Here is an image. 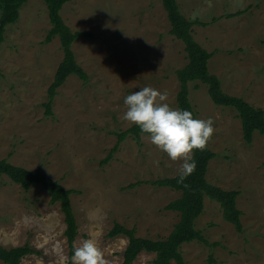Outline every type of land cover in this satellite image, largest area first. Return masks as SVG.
I'll return each instance as SVG.
<instances>
[{"label":"rangeland","instance_id":"1","mask_svg":"<svg viewBox=\"0 0 264 264\" xmlns=\"http://www.w3.org/2000/svg\"><path fill=\"white\" fill-rule=\"evenodd\" d=\"M178 3L187 18L208 22L194 25L193 34L213 53L209 68L223 89L264 108V0ZM61 16L73 31L94 33L72 45L88 80L70 75L47 114L64 50L59 36L46 40L53 26L46 2L28 0L0 45V160L40 168L77 190L71 195L78 224L74 245L91 238L107 264H122L129 238L108 236L116 223L135 228L138 236L164 239L180 220V213L166 206L181 192L152 182L178 175L182 161L169 159L146 135L140 141L129 135L103 161L118 141L116 133L133 125L123 118L125 96L152 87L167 91L168 102L178 108L176 72L188 63L187 52L171 33L163 0H71ZM190 98L200 119L214 120L208 145L216 156L207 179L240 191L244 231L226 221L220 203L206 196L196 227L219 245L186 242L185 262L210 264L213 256V264H264V136L257 131L246 143L237 111L215 104L206 84L190 83ZM66 229L60 203H52L43 186L25 189L0 176V245L29 244L38 251L24 256L23 264H71ZM155 258L142 251L134 264H154ZM0 264L6 263L0 259Z\"/></svg>","mask_w":264,"mask_h":264},{"label":"trees","instance_id":"2","mask_svg":"<svg viewBox=\"0 0 264 264\" xmlns=\"http://www.w3.org/2000/svg\"><path fill=\"white\" fill-rule=\"evenodd\" d=\"M28 0H0V45L5 40V32L8 25L16 23L20 16V9ZM49 10L52 28L47 35V42L54 36H59L64 50V58L60 63L55 79L49 88V100L45 103L46 112L52 115L54 98L67 78L76 74L87 81L88 74L77 62L72 45L79 38L94 37L91 31H73L63 20L61 10L63 5L71 0H44ZM164 7L168 13L171 23V33L185 44L188 63L177 70V77L180 81V89L177 95L179 109H186L198 117V113L190 98V83L200 81L208 86V92L213 102L220 106L231 107L237 111L241 119L243 135L246 143L251 144L255 132L264 136V108L255 107L245 98L229 94L222 87L220 78L211 73L209 60L213 53L203 47L194 37L193 26H207L208 22L199 19L191 20L181 11L178 0H163ZM237 13L230 14L236 15ZM229 16V15H228ZM264 42V41H263ZM1 73V70H0ZM198 87V84H196ZM118 141L109 155L103 162L109 161L115 152L119 150L120 143L129 135L134 136L138 141L143 135L140 129L132 125L130 128L118 131ZM216 153L209 147L208 143L204 150H194V158L197 168L187 179V187L179 184L178 175L165 177L153 181L154 185L166 186L181 192V196L172 200L166 208L180 213V220L167 238L153 239L141 237L136 234L135 228L116 223L109 231L108 236L115 237L124 234L129 238V243L124 251L122 264H134L142 251L154 252L156 258L154 264H187L181 252V246L186 242L199 241L209 246H218L219 242H210L203 234V231L196 227V220L203 213L205 208V197L220 203L223 217L231 222L238 232L244 231L242 222L243 212L237 205L238 190H226L220 186L210 183L207 179V172L210 161ZM7 175L15 183L21 184L25 189L32 186H43L49 193L52 203L59 202L65 214L67 223L66 235L70 246V255L74 252V242L78 236V224L72 205L71 195L77 192L75 189H68L58 180L46 175L42 169H28L13 164L4 158L0 160V176ZM134 187L135 185L131 184ZM38 252L29 244L23 246L6 248L0 245V259L6 264H23V257ZM214 258L210 257V264Z\"/></svg>","mask_w":264,"mask_h":264},{"label":"clouds","instance_id":"3","mask_svg":"<svg viewBox=\"0 0 264 264\" xmlns=\"http://www.w3.org/2000/svg\"><path fill=\"white\" fill-rule=\"evenodd\" d=\"M123 118L137 126L143 135L168 158L182 161L178 183H184L197 168L194 150H204L215 133L214 120L200 119L186 109L171 106L167 91L142 87L124 97ZM71 264H107L102 249L93 239L74 246Z\"/></svg>","mask_w":264,"mask_h":264}]
</instances>
